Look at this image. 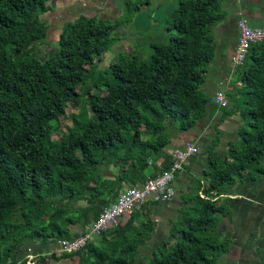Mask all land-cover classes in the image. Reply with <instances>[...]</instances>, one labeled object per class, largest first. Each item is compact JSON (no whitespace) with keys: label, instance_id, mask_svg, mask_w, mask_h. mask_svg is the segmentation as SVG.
<instances>
[{"label":"trees","instance_id":"obj_1","mask_svg":"<svg viewBox=\"0 0 264 264\" xmlns=\"http://www.w3.org/2000/svg\"><path fill=\"white\" fill-rule=\"evenodd\" d=\"M54 1L0 0V264H27L30 243L77 237L72 228L89 226L122 182L141 185L168 170L171 155L164 148L173 136L193 129L210 103L200 86L214 57L211 30L223 19L221 0H178L168 13L166 35L150 42L147 60L121 54L96 80L97 64L118 40V21L76 18L42 60L34 45L47 37L41 17ZM131 1L132 12L147 2ZM238 69L241 87L222 108L243 118L238 140L218 157L216 129L206 149L209 187L202 189L203 198L200 184L184 196L174 240L138 259L154 227L148 202L80 251L52 258H77V264H216L231 249L230 239L214 235L218 215L229 211L226 203L218 204L220 196L236 184L264 178V42L250 46ZM91 80L95 93L86 89L82 100L79 88ZM69 103L81 108L60 131L57 122ZM108 167L117 168L112 181L105 176ZM48 258L38 255L32 262L47 264Z\"/></svg>","mask_w":264,"mask_h":264},{"label":"crops","instance_id":"obj_2","mask_svg":"<svg viewBox=\"0 0 264 264\" xmlns=\"http://www.w3.org/2000/svg\"><path fill=\"white\" fill-rule=\"evenodd\" d=\"M128 1L56 0L50 4L51 10L45 13L41 19L48 26L47 36L53 31L56 33L55 40L57 41L58 34L62 28L80 16H95L101 19L117 21L125 11V5ZM146 1L141 10L148 17L153 15L154 18L159 13L163 15L169 8H175L178 3V0ZM220 6L223 19L214 25L211 30L214 43V57L206 66L203 82L200 86V92L210 100L207 114L197 121L193 129L182 135L173 136L169 144L164 148V152L171 155L175 149L182 148L187 143H193L198 148V153L188 160L184 171L175 177L172 183L175 190L174 197L168 202H149L146 205L148 218L152 221L154 227L150 239L140 247L138 259L150 256L162 243L174 240L171 237V231L173 224L179 219L180 212L185 206L184 196L193 187H196L197 184H200L201 187L199 191L200 197L201 195L203 196L202 189L209 187L206 180L208 166L206 149L213 143L216 137V129L219 130V134L213 152L218 157H223L228 150L229 144L238 140V132L243 124V118L238 111L231 115L224 114L223 109L212 102V97L216 92H222L229 106L230 101H232L230 96L237 93L240 89L239 69L231 65L238 37L236 22L241 18L245 19L251 28H264V0H221ZM145 31L150 34L147 36L149 43L152 40L161 39L163 36L162 33L153 32L147 24ZM128 47L130 46L128 45ZM133 52L130 48V52L127 54ZM213 108H215L214 113H211ZM200 150H203V152L201 153ZM105 176L106 179L112 181L117 176V168L108 167ZM263 179L243 185L236 184L229 189V194L220 196L221 199L218 204L226 203L229 207V211H224L218 215L220 222L217 230L220 232L221 237L228 238L231 241H234L236 238L249 244H252V240L258 237L260 221L258 208L262 200H260L261 198L257 193L258 187L262 191L264 190L262 188L264 185ZM130 186L128 183L122 182L117 196ZM251 191L256 192V194ZM117 196L110 203L114 202ZM217 199L218 197L213 200ZM237 201L240 203H237ZM235 204L243 206L241 208L243 210L242 213L236 211ZM256 204L257 208L254 207ZM78 205L83 207L85 203L80 202ZM86 227L84 230L79 226H75L72 229L79 236L85 231ZM26 250L30 259L38 255L49 256L47 264L52 260L63 262V264H69V261L72 264H77L78 262L77 258L59 260L52 258L51 255L60 252L57 243L48 245L30 243V246Z\"/></svg>","mask_w":264,"mask_h":264},{"label":"rangeland","instance_id":"obj_3","mask_svg":"<svg viewBox=\"0 0 264 264\" xmlns=\"http://www.w3.org/2000/svg\"><path fill=\"white\" fill-rule=\"evenodd\" d=\"M133 1L134 0H132L131 2ZM141 7L139 11L132 12L130 11V9H132V5H130L129 3L125 5V11L121 14V18L117 20L118 25L114 30V35L118 38V40L115 45H113L110 50L103 55L102 62L97 64L96 76L94 77V80L97 79L98 72L106 69L119 55L129 53L130 48L134 51V53L138 54L140 59L147 60L149 58L151 54V48L150 43L147 40V36H149L150 34L145 31L146 24L148 27H151L153 32L166 35L165 22L171 9L169 8L163 15H160L159 13L158 16L154 18L153 15L151 17H148L144 13V11L141 10ZM55 38L56 33L52 31L46 37L45 41L39 42L34 45L36 55L42 60L48 58L51 55V52L57 49V41L55 40ZM128 45L130 47H128ZM94 80L87 82L86 85L79 88V93L83 97L82 100H84L86 89H90L91 92L95 93V90L93 89ZM80 108V105L69 103L67 105L65 117L58 120L57 122V128H59L58 130L64 131L67 127H69L71 122V114L78 113L80 111ZM58 134L59 133H54L53 138L57 139ZM262 188L264 189V185L262 186ZM252 193L256 194V192ZM257 195H259L261 198L259 199L262 200V202L260 201V205L258 208L260 217L258 237L252 240V244L244 243V241L235 238L234 241H232L233 244L231 245V249H229V251L219 257L216 264H264V190L262 191L261 188L258 187ZM237 203L240 202L237 201ZM239 205L235 204V209L239 213H242L243 210L241 208L243 206ZM254 207L257 208V204ZM214 235L218 236L220 235V232H218V230L216 229V231H214ZM96 240L97 238L93 239V242H95ZM24 252L20 254V257H23L26 254ZM26 263H33L32 259H30L28 255ZM49 264H63V262H55L54 260H52ZM69 264L72 263H70L69 261Z\"/></svg>","mask_w":264,"mask_h":264},{"label":"built area","instance_id":"obj_4","mask_svg":"<svg viewBox=\"0 0 264 264\" xmlns=\"http://www.w3.org/2000/svg\"><path fill=\"white\" fill-rule=\"evenodd\" d=\"M236 28L237 44L231 59V65L235 68L244 63L251 45L264 42V28H251L246 20L241 18L237 20ZM212 102L221 108L228 105L222 92H216ZM197 153L198 148L193 143H187L184 147L175 149L171 154V165L168 170L155 178H148L141 185L130 186L122 191L114 202L101 210L98 217L79 236L58 242L60 251L76 253L88 242L101 236L110 226H116L123 217L130 216L136 208L148 202L170 201L175 195L172 185L175 177L184 171L188 160Z\"/></svg>","mask_w":264,"mask_h":264},{"label":"water","instance_id":"obj_5","mask_svg":"<svg viewBox=\"0 0 264 264\" xmlns=\"http://www.w3.org/2000/svg\"><path fill=\"white\" fill-rule=\"evenodd\" d=\"M200 152L202 153V152H203V150H200Z\"/></svg>","mask_w":264,"mask_h":264}]
</instances>
